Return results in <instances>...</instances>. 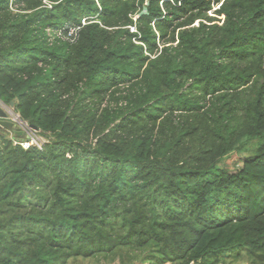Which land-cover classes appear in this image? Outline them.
<instances>
[{
    "label": "trees",
    "instance_id": "16d2710c",
    "mask_svg": "<svg viewBox=\"0 0 264 264\" xmlns=\"http://www.w3.org/2000/svg\"><path fill=\"white\" fill-rule=\"evenodd\" d=\"M0 102V264H264V0H0Z\"/></svg>",
    "mask_w": 264,
    "mask_h": 264
},
{
    "label": "built area",
    "instance_id": "2783aa9c",
    "mask_svg": "<svg viewBox=\"0 0 264 264\" xmlns=\"http://www.w3.org/2000/svg\"><path fill=\"white\" fill-rule=\"evenodd\" d=\"M49 6L52 7L51 4ZM134 19L136 20V17ZM85 23H86V19L83 20L81 25L68 23L62 29H55V28L48 27L46 29V32H47V35L49 37V40H53L56 36H58L63 41H66L69 43H75L79 39L81 27ZM131 30L136 31L135 26H131ZM4 106H6V105H4ZM6 107H8V106H6ZM13 112H14V110H13ZM14 116L16 117V119L19 120V123H18L19 127H21L28 136V139L22 143L23 146L29 147L31 145H37L38 147H41L43 145V143L45 142L44 138L37 135L35 133V131L33 130V128L30 127L29 125H27L26 123H24L20 119L19 115H17L15 112H14Z\"/></svg>",
    "mask_w": 264,
    "mask_h": 264
},
{
    "label": "rangeland",
    "instance_id": "374dc122",
    "mask_svg": "<svg viewBox=\"0 0 264 264\" xmlns=\"http://www.w3.org/2000/svg\"><path fill=\"white\" fill-rule=\"evenodd\" d=\"M0 105L5 108V109H8L9 110V107H6L4 106L1 102H0ZM12 110V109H10ZM13 112V110H12ZM8 120H11V121H14L15 124L18 125L19 123V120L16 119V117L14 116V113H11L9 114L8 116ZM19 126V125H18ZM244 156L243 154H238V153H234L232 156H230L229 158H227L225 161H223L221 164L225 167H227L228 169L232 170V171H235L238 167H240L244 161ZM129 254L130 256V259L126 260L125 263L123 264H141L139 263V257H135L136 253H134V251H128L126 252ZM112 258V259H110ZM110 258H107V257H99V258H95V259H80L78 261H73V262H70L68 264H121L120 263V260H118V257L116 258L117 260L113 259L112 256H110ZM132 261V263H131ZM233 264H244V262L242 261H239V262H236V263H233Z\"/></svg>",
    "mask_w": 264,
    "mask_h": 264
},
{
    "label": "water",
    "instance_id": "95a60500",
    "mask_svg": "<svg viewBox=\"0 0 264 264\" xmlns=\"http://www.w3.org/2000/svg\"><path fill=\"white\" fill-rule=\"evenodd\" d=\"M148 4V3H147ZM148 14V8L144 7V9L140 12L139 16ZM9 109L14 110V103H11V106H8ZM11 112L8 109L3 108L0 105V125L7 126L12 129L15 125L14 121L8 120V116Z\"/></svg>",
    "mask_w": 264,
    "mask_h": 264
},
{
    "label": "bare ground",
    "instance_id": "6f19581e",
    "mask_svg": "<svg viewBox=\"0 0 264 264\" xmlns=\"http://www.w3.org/2000/svg\"><path fill=\"white\" fill-rule=\"evenodd\" d=\"M9 111H10L11 113H14V112H12V110H10V109H9Z\"/></svg>",
    "mask_w": 264,
    "mask_h": 264
}]
</instances>
